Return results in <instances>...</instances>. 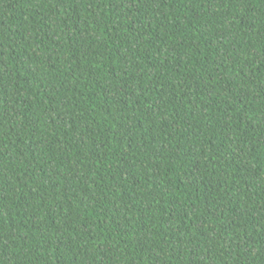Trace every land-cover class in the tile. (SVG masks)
Segmentation results:
<instances>
[{
    "label": "trees",
    "instance_id": "16d2710c",
    "mask_svg": "<svg viewBox=\"0 0 264 264\" xmlns=\"http://www.w3.org/2000/svg\"><path fill=\"white\" fill-rule=\"evenodd\" d=\"M0 264H264V0H0Z\"/></svg>",
    "mask_w": 264,
    "mask_h": 264
}]
</instances>
